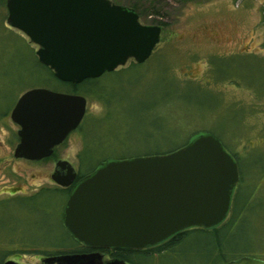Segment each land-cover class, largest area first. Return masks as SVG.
Here are the masks:
<instances>
[{"label": "rangeland", "instance_id": "rangeland-1", "mask_svg": "<svg viewBox=\"0 0 264 264\" xmlns=\"http://www.w3.org/2000/svg\"><path fill=\"white\" fill-rule=\"evenodd\" d=\"M108 1L134 9L142 25H166L143 63L127 59L117 73L104 72L86 87L85 118L57 157L77 172L81 161L88 175L102 162L165 152L193 133L212 132L237 159L235 220L227 226L231 209L216 228L220 235L191 232L174 250L141 264L264 261V0ZM6 17L0 0V200L17 198L1 202L0 257L44 264L43 257L73 244L60 223L65 196L37 194L54 189L48 177L55 160H15L9 143L15 128L4 126V116L29 89H64L30 58L37 45Z\"/></svg>", "mask_w": 264, "mask_h": 264}, {"label": "water", "instance_id": "water-1", "mask_svg": "<svg viewBox=\"0 0 264 264\" xmlns=\"http://www.w3.org/2000/svg\"><path fill=\"white\" fill-rule=\"evenodd\" d=\"M5 5L6 23L37 45L38 62L59 81L73 84L114 71L130 58L143 63L162 31L140 24L133 9L108 0H6ZM85 111L82 95L27 90L10 114L20 127L14 157H48L79 126ZM55 167L56 184L74 181L68 162ZM238 180L236 161L209 132L166 154L102 162L73 185L61 216L70 236L95 251L47 257L43 263L126 264L104 260L98 251L145 249L189 228L216 227L228 214ZM225 264L264 261L240 257Z\"/></svg>", "mask_w": 264, "mask_h": 264}, {"label": "trees", "instance_id": "trees-1", "mask_svg": "<svg viewBox=\"0 0 264 264\" xmlns=\"http://www.w3.org/2000/svg\"><path fill=\"white\" fill-rule=\"evenodd\" d=\"M189 1H193V0H179V2H182L183 4L184 3H187ZM1 2L4 4V6L6 7L5 3H6V0H1ZM132 9V8H131ZM134 10V9H133ZM135 11V10H134ZM136 12V11H135ZM138 15V14H137ZM159 26L163 29V27L166 25L164 22L162 23H158ZM162 32V31H161ZM161 36V34H160ZM35 53L33 52V50L30 51V58L36 63V65L38 67H41V68H44L46 71H47V76L48 78H50L51 80L55 81V84H57V86L63 88V92L64 93H70V94H78V95H82L86 98V96H91L89 94L90 91L88 89H86V87L90 84L93 83V81L96 82L97 78H90V79H85L83 80L82 82L80 83H77V84H73V83H68V82H62V81H59L55 76H54V73L52 72V70L49 68V67H46L44 65H42L41 63L38 62L37 58H35L36 56L34 55ZM132 65H137V63H134ZM224 71H220L218 73H221L223 74ZM110 73H117V71H111ZM49 90H53V89H49ZM53 91H59V90H53ZM62 92V91H61ZM93 93V92H92ZM95 97V96H93ZM96 98V97H95ZM99 99V98H98ZM85 118V116L83 117V119ZM82 119V120H83ZM82 124V121L81 123ZM80 127V125L78 126V128ZM77 128V129H78ZM200 132H209V133H212L210 131H200ZM200 132H196V133H193L189 138L188 140L195 134L197 133H200ZM213 134V133H212ZM214 135V134H213ZM215 136V135H214ZM216 137V136H215ZM217 138V137H216ZM187 140V141H188ZM187 141L183 144L185 145L187 143ZM222 144V143H221ZM181 145V146H183ZM181 146L179 147H176L174 149H171V150H168V151H165V152H153V153H147V154H144L142 156H152V155H162V154H166V153H169V152H172L178 148H180ZM235 161H237V159L235 158V155H231ZM80 157V156H79ZM137 157V156H136ZM81 158V157H80ZM131 158V157H130ZM237 164V162H236ZM80 167H81V161H80V166H79V177H82L84 176V174H81L80 172ZM239 181V180H238ZM51 191H54L56 193V195L58 194H63L65 196V200L67 199L68 197V194H69V190H64V189H59V188H54L53 190L52 189H40V191L37 193L39 194L40 196H44L46 194H50ZM35 194V195H37ZM237 195V194H236ZM34 196V195H33ZM31 197V196H30ZM235 199L236 197L234 196V203L233 205H231V209L233 211V217L231 219V221L229 222V224H227V226L229 227V225H231L233 223V221L235 220V215L237 213V204L235 202ZM65 204V203H64ZM4 205H0V208L3 207ZM64 206V205H63ZM64 208V207H63ZM63 208H62V212H63ZM231 209H229L228 211V214L225 218V220L219 224L218 226L220 225H225V221L229 215V212L231 211ZM236 211V212H235ZM61 219V217H60ZM60 223L61 225L63 226L62 224V220H60ZM221 226V227H222ZM64 227V226H63ZM227 227V228H228ZM216 227H213L211 229H203V228H189V229H186V230H183V231H180V232H177L176 234L172 235L171 237H169L168 239H166L165 241L155 245V246H152V247H148V248H145V249H141V250H127V249H112V256L114 257H117L129 264H141V262H143L144 258H148L150 257V255H152V253H168L170 252L171 250H174V248L176 246H178L182 241L183 239L189 235L191 232H194V231H201V232H208L209 230H213V231H216ZM65 229V228H64ZM221 229V228H219ZM66 230V229H65ZM226 230V228L224 229ZM220 231V230H219ZM67 232V230H66ZM216 233V234H215ZM214 234L215 235H220V233H218V231H216ZM67 235L70 237L71 241L73 242V244H71L70 247H66L64 249L66 250H58V251H54L53 253H50L48 255H50L51 257L52 256H58V255H63V254H74V253H85L87 251H89V248L84 246L83 244L79 243L78 241H76L74 238H72L70 236V234L67 232ZM63 248V247H61ZM47 255V254H46ZM0 262H3L2 259H3V256L0 257ZM227 262V261H226Z\"/></svg>", "mask_w": 264, "mask_h": 264}, {"label": "flooded vegetation", "instance_id": "flooded-vegetation-1", "mask_svg": "<svg viewBox=\"0 0 264 264\" xmlns=\"http://www.w3.org/2000/svg\"><path fill=\"white\" fill-rule=\"evenodd\" d=\"M156 47V46H155ZM155 49V48H154ZM153 49V50H154ZM153 52V51H152ZM138 64V63H137ZM115 71V70H114ZM20 97V96H19ZM18 97V98H19ZM17 98V99H18ZM17 101V100H16ZM16 103V102H15ZM15 105V104H14ZM14 107V106H13ZM12 109L13 108H11V110H10V112H7V114H8V117H7V114L4 116L5 117V123H4V126L6 125V126H8V124H6V123H8V121L10 122V124L15 128L14 129V132H13V139H12V141L10 142L9 141V143L12 145V157L15 159V160H23V161H26V162H31V161H35V160H27V159H24V158H16V157H14V150H15V148H16V146L19 144V136H18V130L20 129V127L11 119V116H10V114H11V111H12ZM85 113H86V111H85ZM84 116H85V114H84ZM83 116V117H84ZM82 121V120H81ZM3 123V122H2ZM81 123V122H80ZM1 124V123H0ZM80 125V124H79ZM78 128V127H77ZM77 128L75 129V131L77 130ZM70 135V133L66 136V138L68 137ZM66 138L60 143V144H58V145H56V146H54L53 147V149H52V152H51V154L48 156V157H45V158H42V159H40V162H45V161H47V160H49V159H54L55 161H54V164H53V168H52V172L49 174V184H51L52 185V188L54 187V188H59V189H64V190H69L70 191V189L73 187V185L81 178V177H79V174H78V172H77V170L76 169H74L75 170V172H76V177H75V179H74V181L70 184V185H68V186H66V187H63V186H60V185H58V184H56L52 179H51V175L55 172V165H56V163L57 162H59V161H66V162H68L67 160H64V159H59L58 157H57V151H58V148L65 142V140H66ZM14 144V145H13ZM11 151V150H10ZM52 156H53V158H52ZM7 157V156H6ZM38 161V160H37ZM69 163V162H68ZM71 165V164H70ZM73 167V166H72ZM64 172L65 171H61L60 173H61V175H64ZM83 177V176H82ZM47 187H49V186H47ZM49 188H51V187H49ZM14 195H16V193H14V194H9V199L7 198V199H2V200H0V205H2L1 204V202H3V201H11V200H13V199H17V198H15L14 197ZM22 195H19V197L18 198H22L21 197ZM141 250V249H140ZM91 251H95V250H91V249H89V252H91ZM2 252V251H1ZM98 252H100L101 254H102V256H103V259L104 260H110V259H119V258H117V257H114V256H112L111 254H112V249H103V250H99ZM4 253V252H3ZM48 257H50V255H48ZM46 257H43L42 259L44 260ZM42 260V263L44 262ZM6 261V260H5ZM4 262V261H3ZM125 262V261H124ZM0 263H2V262H0ZM126 264H129V263H127V262H125Z\"/></svg>", "mask_w": 264, "mask_h": 264}, {"label": "bare ground", "instance_id": "bare-ground-1", "mask_svg": "<svg viewBox=\"0 0 264 264\" xmlns=\"http://www.w3.org/2000/svg\"><path fill=\"white\" fill-rule=\"evenodd\" d=\"M53 91V90H52ZM56 92H60V91H56ZM60 93H64V92H60Z\"/></svg>", "mask_w": 264, "mask_h": 264}]
</instances>
